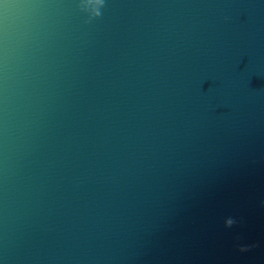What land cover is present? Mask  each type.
<instances>
[{
	"label": "water",
	"instance_id": "water-1",
	"mask_svg": "<svg viewBox=\"0 0 264 264\" xmlns=\"http://www.w3.org/2000/svg\"><path fill=\"white\" fill-rule=\"evenodd\" d=\"M0 264H264V0H9Z\"/></svg>",
	"mask_w": 264,
	"mask_h": 264
},
{
	"label": "snow or ice",
	"instance_id": "snow-or-ice-1",
	"mask_svg": "<svg viewBox=\"0 0 264 264\" xmlns=\"http://www.w3.org/2000/svg\"><path fill=\"white\" fill-rule=\"evenodd\" d=\"M9 5V0H0V10L7 8Z\"/></svg>",
	"mask_w": 264,
	"mask_h": 264
},
{
	"label": "clouds",
	"instance_id": "clouds-1",
	"mask_svg": "<svg viewBox=\"0 0 264 264\" xmlns=\"http://www.w3.org/2000/svg\"><path fill=\"white\" fill-rule=\"evenodd\" d=\"M238 220V218L237 217H233L232 219H231V223H235L236 221Z\"/></svg>",
	"mask_w": 264,
	"mask_h": 264
}]
</instances>
